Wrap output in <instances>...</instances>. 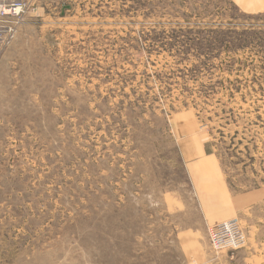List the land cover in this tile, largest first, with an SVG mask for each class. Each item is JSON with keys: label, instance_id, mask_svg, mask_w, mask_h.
<instances>
[{"label": "rangeland", "instance_id": "1", "mask_svg": "<svg viewBox=\"0 0 264 264\" xmlns=\"http://www.w3.org/2000/svg\"><path fill=\"white\" fill-rule=\"evenodd\" d=\"M213 176L264 216V12L0 0V264H200L229 220L244 248Z\"/></svg>", "mask_w": 264, "mask_h": 264}, {"label": "crops", "instance_id": "2", "mask_svg": "<svg viewBox=\"0 0 264 264\" xmlns=\"http://www.w3.org/2000/svg\"><path fill=\"white\" fill-rule=\"evenodd\" d=\"M232 1L244 13L264 12V0ZM197 167H202V164ZM215 178L213 176L204 179L209 182L207 184L210 188L209 193H203L198 197L204 221L208 224H216L246 213L244 219L249 220V226L246 228L248 242L244 248L220 252L214 259L202 261L200 264H264V216L258 215L262 210L255 202L257 192L232 195L224 182L221 184L218 179V184H214ZM199 182L203 183V180Z\"/></svg>", "mask_w": 264, "mask_h": 264}, {"label": "built area", "instance_id": "3", "mask_svg": "<svg viewBox=\"0 0 264 264\" xmlns=\"http://www.w3.org/2000/svg\"><path fill=\"white\" fill-rule=\"evenodd\" d=\"M14 10H20L16 6ZM209 245L213 252H220L225 248L236 249L245 243L241 228L237 220H229L211 227L208 231Z\"/></svg>", "mask_w": 264, "mask_h": 264}, {"label": "bare ground", "instance_id": "4", "mask_svg": "<svg viewBox=\"0 0 264 264\" xmlns=\"http://www.w3.org/2000/svg\"><path fill=\"white\" fill-rule=\"evenodd\" d=\"M240 226V225H239ZM241 228V227H240ZM242 230V229H241ZM244 236V235H243ZM245 241H246V237H245ZM244 245H245V243H244ZM243 245V246H244ZM243 246H241V247H238V248H236V249H239V248H242ZM236 249H230V250H236Z\"/></svg>", "mask_w": 264, "mask_h": 264}]
</instances>
